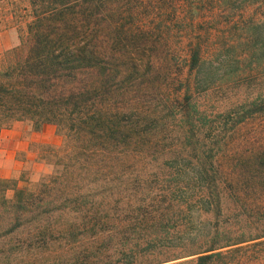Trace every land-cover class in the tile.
Masks as SVG:
<instances>
[{
    "label": "trees",
    "instance_id": "trees-1",
    "mask_svg": "<svg viewBox=\"0 0 264 264\" xmlns=\"http://www.w3.org/2000/svg\"><path fill=\"white\" fill-rule=\"evenodd\" d=\"M26 3L0 131L64 144L0 180V264H264V143L231 146L264 119V0Z\"/></svg>",
    "mask_w": 264,
    "mask_h": 264
},
{
    "label": "rangeland",
    "instance_id": "rangeland-1",
    "mask_svg": "<svg viewBox=\"0 0 264 264\" xmlns=\"http://www.w3.org/2000/svg\"><path fill=\"white\" fill-rule=\"evenodd\" d=\"M27 13L26 0H0V54L18 44L20 30L28 20ZM233 140L231 146L237 149H247L253 141L264 143V119L242 128ZM63 144V136L51 124H43L34 130L27 121L12 122L0 131V180L15 179L17 186H23L36 181L42 174L52 172L55 155L63 149ZM153 170L133 168L124 172L126 175L134 171L146 174V181L153 182L148 176ZM154 171H159V168ZM228 221L232 220L228 218Z\"/></svg>",
    "mask_w": 264,
    "mask_h": 264
}]
</instances>
